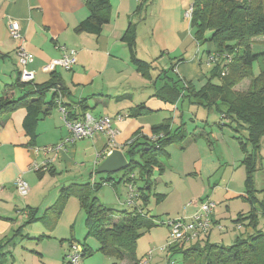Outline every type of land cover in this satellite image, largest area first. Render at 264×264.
Returning a JSON list of instances; mask_svg holds the SVG:
<instances>
[{"label": "crops", "instance_id": "obj_1", "mask_svg": "<svg viewBox=\"0 0 264 264\" xmlns=\"http://www.w3.org/2000/svg\"><path fill=\"white\" fill-rule=\"evenodd\" d=\"M142 1L110 0L112 9L110 23L103 27L99 36H96L85 32L80 33L76 30L79 24L89 16V11L84 0H0V61H6L7 59L16 61L12 56L15 53L17 54L18 42L13 40L9 34L7 23L10 19L18 20L21 23L27 43V51L34 57V62L29 65L28 69L35 75V84L40 85L51 81L52 75L44 73L42 68L51 61L62 57V47L77 51V63L73 70L66 71L58 68L55 71L56 82L64 90V96L61 97L62 105L73 113L80 114L79 103L81 100H87V113L94 117L108 116L114 118L113 128L117 132L113 140H110L105 134H96L90 140L91 148L96 153L93 162L95 170L106 159L109 151L119 150L124 153L122 147H125V145L138 136L152 137V127L154 125L160 124L165 119H171V124L175 122L180 124L178 118L181 116L182 121V117L184 116L182 114L178 115L182 101L177 102L175 105H170L154 97L155 93L151 96L145 94V91L154 88V81L153 79L147 82L144 81L145 84L138 81L142 77L131 64L127 44L123 41V37L130 26L135 28L136 47L139 43L144 44L150 59L161 57L162 59L160 60L162 62L168 60L171 67L176 65V76L187 82H191L196 89H200L206 83V80L205 82L200 80L202 76L195 68L197 62L199 64L203 63L204 56L201 54V51H204L200 46L196 50L199 44L195 40L194 31L191 28V19L187 18V13L191 8V0H147L145 8L141 12H137ZM149 14L152 17L155 14L157 15L155 22L147 21L150 19ZM142 25H145L144 28L146 29H142ZM213 52L209 48L207 54ZM153 68L154 70L160 69L159 74L162 70L168 71L166 65L162 68L154 66ZM8 69L7 66L1 67L0 76H7L6 72ZM164 83H162V86ZM169 83L171 84V82ZM2 86L3 84L0 85V95L2 93ZM125 86L126 90H132L133 92L119 94V91L124 89ZM15 94V92H9V97H14ZM52 96L53 92H48L45 96V101H50ZM138 105H143L153 112L137 118L128 117L130 111L134 110ZM25 115V110L19 109L0 116V243L7 242L5 251L10 252L12 255V246H17L16 241L19 239L17 237L19 236L21 240H24L26 238L23 236L30 233H26V229L31 226L27 228L24 226V223L30 221V211H36L35 219H38L44 209L47 210L53 205V199L57 197L55 200L57 201L63 187L79 183L80 181H87L68 178L64 180L68 181V184H64L65 182H62L60 174L55 167L58 162L70 163V155L76 153L75 148L68 150L66 146L59 152L47 154L44 152V149L59 146L70 137V132L64 125L60 108L53 109L46 117L39 121L37 129L38 138L35 146H25L29 140L23 128ZM118 115L123 116L124 119L121 121L116 120L115 118ZM227 123L228 121L226 120L225 125ZM209 135L207 134L206 136L208 137ZM222 139L225 142L227 141L225 137ZM186 140V147L184 146L182 149L184 155L190 151L196 152L198 140L202 141L196 133L188 141ZM203 146H205L204 155L202 156L199 151L196 152L198 159L193 162V170L189 171L188 175L192 178V181L201 182L204 192V180L198 181L200 180L199 178H204L208 181V185H210L225 165L228 167L229 162H232L236 166L241 157L244 159L245 155L242 150L236 154L232 150L234 146L229 142L227 146L232 151L229 158L231 160L224 154L218 156L210 145L208 147L206 145ZM193 148L195 150H192ZM168 153L170 156L169 151ZM37 163L41 164V166L40 170L36 171L35 177L32 168ZM195 168L196 170L194 171ZM19 178L24 179L30 187L29 195L23 197V202H20L18 198L19 192L16 183ZM223 180L224 178L222 177L216 182L215 189L213 188L214 191L217 187L219 188L220 184L224 183ZM153 181L155 185L152 190L150 192L146 191V194L149 195L147 204L143 205L141 200L139 201L140 203L138 202L141 209L147 212H150L148 205L155 198L156 194L165 195V199L168 196L159 191L161 180L157 179L156 174ZM135 186V189H138V187L143 186V183L139 182ZM128 187L127 185L129 195ZM223 188L221 202L214 198L215 195L209 197V199L216 203L212 217L214 223L218 225H221V220L226 217L221 218L219 216L220 206L218 205L220 203L226 204L227 211L232 213L231 204L234 202L235 206L238 207L239 199L237 198L245 200L247 196L245 186L243 188L234 186L233 177L229 179L227 184L224 183ZM124 203L126 204V202ZM199 203L192 202L189 204L187 209L192 210L188 211L185 209L186 213L184 216H192L198 210ZM244 205L246 206V203ZM239 207L244 206L241 204ZM146 211L145 213H147ZM150 216L152 215L150 214ZM60 220L55 230L59 229ZM78 222L79 217L74 220L70 227V232L72 239L79 242L76 231ZM42 226L45 230L41 229V232H38L39 234L31 237L28 236L36 238L45 234L51 235V238L41 242L28 239L34 247L26 250L25 254L30 257H39L45 263L51 257L57 255V247L54 244L57 242L58 237L54 235L55 230L50 233L43 224ZM21 227H23V230L21 235H19L17 231ZM82 230L85 231V238V225ZM214 231L213 229L208 235L207 240L219 245L223 244L228 238L232 239L230 232H235L234 230L224 234ZM13 234L14 238L11 239L10 237ZM168 236L169 229L166 235L167 238L163 240V243L166 241L165 244H167ZM63 240H68V238L63 237L60 239V241ZM152 245L160 244L154 239ZM58 248V257L61 259V257L64 256L65 258L68 255L71 245L68 242V245H61ZM32 251L39 252L41 256L32 253ZM165 254V258L168 259V251ZM176 254L178 253L172 255ZM13 257L15 256L13 255ZM137 259L142 264V261L138 257ZM16 261L14 258L15 264H21ZM113 261L112 258L100 253H94L93 256L84 258L81 264H114ZM191 261L193 259L186 261V264H192ZM121 264H127V260Z\"/></svg>", "mask_w": 264, "mask_h": 264}, {"label": "trees", "instance_id": "obj_2", "mask_svg": "<svg viewBox=\"0 0 264 264\" xmlns=\"http://www.w3.org/2000/svg\"><path fill=\"white\" fill-rule=\"evenodd\" d=\"M84 2L89 16L79 24L76 30L80 33L99 36L103 27L110 23L111 2L110 0H84ZM146 3L147 0H143L137 12H141ZM191 7L190 23L195 40L199 45L205 41L212 42L216 49L214 53L220 57L219 61L210 64L214 65V68L200 89H196L191 82L179 76L177 80H174L170 73L177 75L176 65L171 67L170 72L162 70L157 81L163 80L165 84L158 93L154 94V97L170 105L187 99L195 105L211 107L228 121L226 125L236 133L247 132L245 138L236 137V140L245 155L242 161L247 170L245 200L253 205L252 212L247 218L250 219L249 226L257 228L258 216L255 206L260 204L264 215V199L262 201L256 199L252 173L261 164V142L264 138V50L260 46L259 50L254 48L255 44L264 45V41H260L264 38V0H195ZM123 41L127 44L131 64L143 77L152 80V64L140 59L137 55L136 32L133 26L127 30ZM210 54L212 53L207 54L208 58ZM255 63L260 64V73L257 76L254 74ZM226 69L228 71L223 75ZM51 75L50 82L40 85L24 83L19 75L13 84L6 85L3 95L0 96V116L19 109L25 110L23 128L29 138L25 146L36 145L39 121L53 109L58 108L57 100L60 95L64 96L63 87L56 82V72ZM245 79H251L249 89L246 92L234 90ZM18 91L22 94L21 97H9V92ZM50 91L53 92V96L46 102L45 96ZM79 106L80 114L67 109L69 120L77 119L87 113V100H81ZM152 112L147 107L138 105L130 111L128 117L137 118ZM170 120L165 119L160 124L154 125L152 137L138 136L122 147L129 165L125 169L126 176L121 182L133 187L139 181L143 183L142 187L135 189L138 194L136 209L132 208L131 212H120L118 218L114 219L113 210L108 209L93 194L99 188L97 182L73 183L61 189L59 198L46 210L43 217L35 219L36 211H30V221L26 225L32 221H41L47 231L52 233L63 215L67 201L74 196L80 201L85 212V244L78 243L84 248L83 258L100 253L112 258L114 264H121L127 259L130 260L127 264H140L136 257L138 240L144 233L158 227L160 223L156 220L157 217L150 216L149 212L145 213L144 209L138 205V201L141 200L143 205L147 204L149 195L146 191L150 192L155 185L153 178L156 171L159 175L165 172L162 158L169 157L170 146L183 142L186 138L181 125L174 129ZM105 183L116 185L113 180ZM155 198L159 203L165 199V195L156 194ZM212 221L211 232L215 227L220 231L223 229L221 225L214 223L213 217ZM22 230L23 227L19 228L17 233L21 235ZM90 236L99 242V248L96 251L89 249L86 245ZM23 237L41 242L51 238V235L43 234L36 238H30L28 235ZM208 237L190 245L171 246L168 253L181 254L185 261L193 259L195 264H264V232L257 231L247 238L238 237L232 246L211 243L207 240ZM65 241H68L71 246L75 244L74 239L61 242ZM6 244L7 242L0 243V264H15L12 254L5 251ZM32 253L41 256L37 251Z\"/></svg>", "mask_w": 264, "mask_h": 264}, {"label": "rangeland", "instance_id": "obj_3", "mask_svg": "<svg viewBox=\"0 0 264 264\" xmlns=\"http://www.w3.org/2000/svg\"><path fill=\"white\" fill-rule=\"evenodd\" d=\"M195 0H191L190 6L193 5ZM150 19L147 21L155 22L156 14L152 17L151 14H149ZM145 25H142V29ZM208 38V37H207ZM260 41H264V38H262ZM197 45V44H196ZM204 51H201V54L204 56V60L202 64H199L197 62V65L195 66L196 71L202 76L201 81H204L209 78L211 75V72L214 68V65H210L207 63L208 55L207 51L210 48V50L213 52L215 49V46L210 41H205L201 45H197L196 50L198 47ZM259 46L262 50H264V45L261 46L260 44H255L254 49L259 50ZM195 49V48H194ZM137 52L138 57L142 60L148 61L151 64H153L156 68H162L163 66L168 67V71L170 72L171 64L167 60L165 62H162L160 59L161 57L150 59L148 57L146 47L144 44L139 43L137 46ZM14 53V51H13ZM214 53V52H213ZM12 58L16 61H10L7 59L6 61H0V69L1 67H8V71L6 72L7 76H0V85L2 86V93L0 96L3 95V91L6 87V85L13 84L19 74V70H22L21 66L19 65L20 58L15 53ZM160 60V61H159ZM154 70V68H153ZM160 69H156L152 72V78L153 80L158 79V72ZM260 73V64L255 63L254 64V74L255 76L259 75ZM171 77L174 80H177L178 77L174 73H170ZM141 77L145 80L138 79L140 83H144L149 81L147 78L143 77L140 73ZM155 75V77H154ZM13 76V77H10ZM155 81V82H156ZM169 82L168 80H166ZM40 82V81H37ZM159 82V83H158ZM163 80H158L156 83H154V88L148 89L145 91V94L147 96H151L153 93H158L159 89L162 86ZM215 82H218V80H215ZM199 83V82H196ZM165 84V83H164ZM251 84V79H245L242 83L237 85L234 90L237 92H246ZM152 87V86H151ZM143 91V90H142ZM132 90H126V86L124 89L119 91V94L123 93H132ZM141 92V90H140ZM118 94V93H114ZM21 97L22 94L20 92H16L15 97ZM119 96V95H118ZM157 98V97H156ZM184 115L178 118L179 123L172 124L174 129H176L178 126L181 125L182 132L187 136V140H189L190 137H193L196 133L198 138L202 141L198 140V144H196V152L199 151L200 154L203 156V151H205V146L208 147V145L213 148L215 153L220 156L221 154H224L228 159L231 157L232 151L227 146V143H231L234 148L232 149L236 154L241 152L240 145L238 141L236 140V137H242L245 138L247 136L246 131H241V133H236L233 129H231L229 126L225 125L226 119L221 116L219 112H217L215 109L205 108L202 106L195 105L194 103L189 102L187 99L183 100L180 110L178 112V115ZM175 117V115H174ZM176 118V117H175ZM196 118V119H195ZM65 125V124H64ZM66 126V125H65ZM203 133V134H202ZM207 134H210L208 137ZM203 135V137H202ZM223 137L227 139V141H223ZM91 139H86L82 141H76L74 143H71L67 145L68 150L76 149V153L70 155V163L67 162H58L55 166L60 174V177L62 179V182H65L64 184H68V181H64L65 179H81V180H87L86 182H93L95 181L97 185H99L98 190L94 191V196H96L108 209L113 210L112 217L114 219L118 218L120 215V212L128 211L131 212L132 208L125 204L124 202L128 199V189L127 184L121 182L125 176H126V170H122L117 173H99L98 168L96 170L93 167V162L96 157L95 151L91 148ZM185 140L183 142L174 144L168 148V151L170 152V156L163 157L162 162L165 164V172L162 174H158L156 171V177L157 179L161 180L159 183V191L167 194V198L163 202L157 203L156 199L153 198L150 201V204L148 205L149 213L152 216H158L156 220L159 221L160 225L149 232L144 233L140 239L138 240L137 244V251L136 255L137 257L142 261V264L148 261L149 258V252L154 251L153 259L149 262V264H186L187 262L183 259V256L181 254L172 255L169 254V258H165V251H162L161 249L165 247L166 241L163 243V240H166V235L168 233V227L162 223L167 222L173 219L186 217L184 214L186 213L185 209H187L189 204L192 202H201L207 200L209 197L214 196V198L219 202H221L223 198V185L224 183L227 184L229 179L233 177L234 180V186H238L239 188H243L245 186V180L247 177V170L246 166L242 164V159L239 160V162L235 165H233L232 162H229V166L225 165L223 169L220 171L219 175L212 180L211 184L208 185V181L204 178H199L204 180V187L205 191L203 192V187L201 185V182H194L192 181V178L188 175L189 171L193 170V162L198 159V154L194 151L188 152L186 155L183 153V147L186 145ZM261 164L257 167V169L252 173V180H253V186L255 188V196L258 201H262L264 199V138L261 142ZM186 147V146H185ZM52 148V147H51ZM250 148V147H249ZM192 150H195L193 148ZM250 150V149H249ZM114 151V150H113ZM231 160V159H229ZM35 166H38L40 168L41 164H34L33 170L35 177H36V170ZM196 168L194 169V171ZM224 178L222 184H220L219 188L217 187L214 191L213 188L215 187L216 182ZM108 180H113L116 182L115 186H112L110 183H105ZM140 182V181H139ZM138 182V183H139ZM79 183H85L84 181H80ZM29 185V184H28ZM215 189V188H214ZM246 189V187H245ZM19 200L20 202H23L24 198L19 194ZM57 198V197H56ZM56 198L53 199L54 204L56 201ZM239 199V205L238 207L235 206L234 202L231 204L232 213L227 211V208L225 207L226 204H219L220 206V212L219 216L224 219L221 220V226L223 229L220 231L218 228H214V232H221L224 234H227V232H230V235H232V239L228 238L224 241V246H232L234 244V240L236 238H247L248 236L254 234L257 231L264 232V215L261 212L260 204H256L255 208L257 209V228L249 226L250 219L247 217L251 214L253 205L243 200V198H237ZM139 202V201H138ZM140 203V202H139ZM246 203V206L244 205ZM241 204H243L244 207H239ZM188 211H191L192 209H187ZM243 210V211H242ZM45 209L40 213V217L44 216ZM146 211V210H145ZM187 211V212H188ZM147 212V211H146ZM85 212L80 204V201L74 197L71 196L69 200L67 201V204L65 206L63 215L61 217L60 223H59V229L54 231V235L58 237L57 242H55L56 248V256L51 257L47 262L44 263L43 260H41L39 257H30L25 254V251L28 249H31L34 247V245L30 244V240L24 239L21 240V238L18 236L16 245L12 246V252L15 256L16 262H20L21 264H68L66 257H61L59 259V252L58 247L61 245H68V241L61 242L60 239L63 237L68 238V240L72 239L71 235V226L75 219L79 217V222L77 224V235H78V241L75 240V244H85V231L82 230L84 227L83 219H84ZM39 217V218H40ZM241 219L240 221H238ZM27 223H24L26 229V233L30 232L28 235L34 236L35 234H39L38 232H41V229L43 230L42 222L41 221H32L28 225ZM45 230V229H44ZM218 232V233H219ZM11 239L14 238V234L10 237ZM154 239L160 244V245H152L154 242ZM213 241V240H212ZM23 242V243H22ZM78 244V245H79ZM7 245V244H6ZM86 245L89 249H92L93 251L98 250L99 248V242L96 238L90 236L88 238ZM25 247V248H24ZM71 249V248H70ZM165 252V253H164ZM12 255V256H13ZM99 257V256H98ZM103 257V256H100ZM84 260V258H83ZM83 262V261H82ZM81 262V263H82ZM114 263V261H113ZM127 263H130V260L127 259ZM192 264H195L194 260L191 261Z\"/></svg>", "mask_w": 264, "mask_h": 264}, {"label": "built area", "instance_id": "obj_4", "mask_svg": "<svg viewBox=\"0 0 264 264\" xmlns=\"http://www.w3.org/2000/svg\"><path fill=\"white\" fill-rule=\"evenodd\" d=\"M192 7L187 13V18L191 19ZM8 30L11 38L18 42L17 55L20 58L19 65L22 70H20V78L24 83H34L35 75L28 68L29 65L34 62V57L27 51V43L25 39V34L21 27V23L18 20L10 19L7 23ZM63 51L62 57L51 61L49 64L42 68V71L46 74L54 73L58 68H62L66 71H71L77 63V51L74 49H67L66 47L61 48ZM219 56L217 54H210L207 63L215 64L219 61ZM228 69L223 72V75L227 73ZM61 95L59 96L57 103L59 105L60 111L63 115V120L70 132V137L67 138L61 145L52 148L44 149V152H59L65 148L70 143L76 141H82L86 139H93L96 134H105L110 140H113L117 132L113 128L114 118L108 116L94 117L89 113H85L81 117L69 120L68 110L62 105ZM116 120H123L124 117L121 115L116 116ZM112 151H109L107 156H109ZM36 171L40 170L38 166L34 167ZM17 190L22 197H27L30 192V187L28 183L19 178L16 183ZM129 197L126 204L131 208L136 209V202L138 194L135 192L133 186H129ZM216 208V203L211 199L201 201L199 203L198 210L190 217H182L173 219L167 222H163L169 229V236L167 244L162 251H168L171 246L177 244L190 245L194 242L201 240L209 235L213 228L212 216ZM154 251L149 252L148 261L144 264H149L153 258ZM84 257V248L81 245L74 244L66 256L68 264H81Z\"/></svg>", "mask_w": 264, "mask_h": 264}, {"label": "water", "instance_id": "obj_5", "mask_svg": "<svg viewBox=\"0 0 264 264\" xmlns=\"http://www.w3.org/2000/svg\"><path fill=\"white\" fill-rule=\"evenodd\" d=\"M128 165L129 162L124 153L119 150H114L98 167V172L106 174L117 173L125 170Z\"/></svg>", "mask_w": 264, "mask_h": 264}]
</instances>
